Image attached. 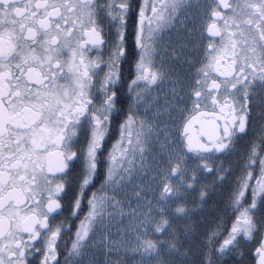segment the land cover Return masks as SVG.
Masks as SVG:
<instances>
[{"label": "snow or ice", "instance_id": "6c2138e0", "mask_svg": "<svg viewBox=\"0 0 264 264\" xmlns=\"http://www.w3.org/2000/svg\"><path fill=\"white\" fill-rule=\"evenodd\" d=\"M0 264H264V0H0Z\"/></svg>", "mask_w": 264, "mask_h": 264}, {"label": "rangeland", "instance_id": "374dc122", "mask_svg": "<svg viewBox=\"0 0 264 264\" xmlns=\"http://www.w3.org/2000/svg\"><path fill=\"white\" fill-rule=\"evenodd\" d=\"M231 159L234 160L235 157H231ZM221 161H224V162H225V166H226V167L228 166V162H229L228 157H225L224 160H221ZM209 179H211V178H209ZM218 191H219V189H218ZM218 198H219V197H214V198H213V201H210V202H209V205L206 207L205 212L202 213V217H204V216H210V214H211V209H212V207L214 206V201H215L216 199H218Z\"/></svg>", "mask_w": 264, "mask_h": 264}, {"label": "flooded vegetation", "instance_id": "af4514ba", "mask_svg": "<svg viewBox=\"0 0 264 264\" xmlns=\"http://www.w3.org/2000/svg\"><path fill=\"white\" fill-rule=\"evenodd\" d=\"M103 55H104V58L105 59H107V53L105 52V53H103ZM205 111H210V110H205ZM224 156H221L219 159L220 160H224ZM229 159V158H228ZM61 204L63 205L64 204V201H61ZM69 216V213L68 212H64L63 214H62V216L59 218V219H61V220H63V219H66L67 217ZM68 223L69 224H72L73 223V221L71 220V219H69L68 220ZM75 223H79V221H75ZM69 239V237H65V240H68Z\"/></svg>", "mask_w": 264, "mask_h": 264}, {"label": "water", "instance_id": "95a60500", "mask_svg": "<svg viewBox=\"0 0 264 264\" xmlns=\"http://www.w3.org/2000/svg\"><path fill=\"white\" fill-rule=\"evenodd\" d=\"M198 124V123H197ZM198 128V131L196 132L193 128H192V134L194 135V136H199V134L201 133V131H203V129L201 128V126H200V124H198V126H197Z\"/></svg>", "mask_w": 264, "mask_h": 264}, {"label": "trees", "instance_id": "16d2710c", "mask_svg": "<svg viewBox=\"0 0 264 264\" xmlns=\"http://www.w3.org/2000/svg\"><path fill=\"white\" fill-rule=\"evenodd\" d=\"M69 247H70V244H69Z\"/></svg>", "mask_w": 264, "mask_h": 264}]
</instances>
